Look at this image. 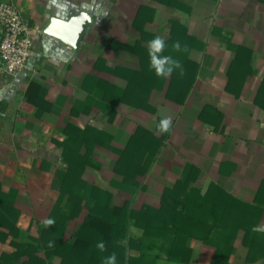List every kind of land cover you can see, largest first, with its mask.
Instances as JSON below:
<instances>
[{"label": "crops", "instance_id": "crops-1", "mask_svg": "<svg viewBox=\"0 0 264 264\" xmlns=\"http://www.w3.org/2000/svg\"><path fill=\"white\" fill-rule=\"evenodd\" d=\"M1 1L32 25L34 47L17 76L0 73V207L14 208L0 223L10 233L0 258L104 264L115 249L96 248L107 206L140 209L164 194L203 220L185 264H264V0ZM74 15L84 16L75 46L43 31L50 17ZM155 36L183 76L149 70ZM177 40L187 53L171 49ZM164 116L173 126L160 134ZM127 171L134 187L118 189L113 177ZM47 218L56 223L45 229ZM125 232L126 264H183L129 247L143 235L134 219Z\"/></svg>", "mask_w": 264, "mask_h": 264}, {"label": "trees", "instance_id": "trees-1", "mask_svg": "<svg viewBox=\"0 0 264 264\" xmlns=\"http://www.w3.org/2000/svg\"><path fill=\"white\" fill-rule=\"evenodd\" d=\"M177 22L174 21L176 26ZM154 159V153H151L146 159L145 169H148ZM135 173L127 171L125 173L115 174L113 177L114 185L118 189L130 190L134 187L133 183L127 181V177L133 178ZM63 184L69 183V180L65 178ZM130 186V187H129ZM184 182L180 185V192L185 194ZM199 194L198 196L195 194ZM201 191L192 190L188 193L191 200H194L197 204V213H201L203 210V202L200 196ZM153 201H146L140 209L130 207V203H125L124 206L118 202H114L112 206L108 205L107 209L109 215L107 218L103 216L101 222L107 226L108 232L102 238L106 248L111 243L114 244V252L117 255L119 264H126L125 253L126 249L118 243L121 236L126 233L127 221L130 219L135 220V224L143 229V235L140 239H129V247L138 249L143 255H152L155 262L159 259L165 258L167 261H177L180 263H187L190 260L192 253L191 247L186 244L188 238H201L200 230L203 225V220L200 214H195L190 207L187 206V210H177L170 202L166 200V196L163 194L159 197L150 196ZM203 199V198H202ZM105 211V209L101 208ZM14 212V208L2 205L0 207V223L6 224V218ZM197 215V216H196ZM14 224L9 225L10 232L13 230ZM212 227L209 226V229ZM196 229H198L197 232ZM174 230V234H173ZM9 232L0 230V239L6 240L9 236ZM185 235V237H183ZM17 236V235H16ZM19 251V250H18ZM11 253L0 258V264H18L22 256L21 252ZM50 256V253H49ZM216 260V259H215ZM129 264H135L134 260H129ZM20 264H27L24 262ZM31 264V263H30Z\"/></svg>", "mask_w": 264, "mask_h": 264}, {"label": "built area", "instance_id": "built-area-1", "mask_svg": "<svg viewBox=\"0 0 264 264\" xmlns=\"http://www.w3.org/2000/svg\"><path fill=\"white\" fill-rule=\"evenodd\" d=\"M0 28V73L15 77L31 57L34 29L19 7L9 1L0 2Z\"/></svg>", "mask_w": 264, "mask_h": 264}, {"label": "clouds", "instance_id": "clouds-1", "mask_svg": "<svg viewBox=\"0 0 264 264\" xmlns=\"http://www.w3.org/2000/svg\"><path fill=\"white\" fill-rule=\"evenodd\" d=\"M169 45L166 40L161 36H155L147 42V53H148V67L149 70L154 72L157 78L170 77L173 72H177L179 76L184 75V67L180 60L174 58L172 55H166L165 49ZM171 49L174 52H185L189 51L188 46L182 45L179 40L171 44ZM173 122L171 116H164L161 118L156 125V130L160 134L169 133L172 130ZM56 223L53 218H47L42 221L45 229L51 228ZM55 241H49L48 247H54ZM96 248L104 252L107 250L105 243L101 240L96 244ZM104 264H117V255L113 252L111 255L106 257Z\"/></svg>", "mask_w": 264, "mask_h": 264}, {"label": "water", "instance_id": "water-1", "mask_svg": "<svg viewBox=\"0 0 264 264\" xmlns=\"http://www.w3.org/2000/svg\"><path fill=\"white\" fill-rule=\"evenodd\" d=\"M84 16H72L67 20L50 17L43 31L45 33L60 37L64 41L76 45V38L83 28ZM70 27H73L72 29Z\"/></svg>", "mask_w": 264, "mask_h": 264}]
</instances>
